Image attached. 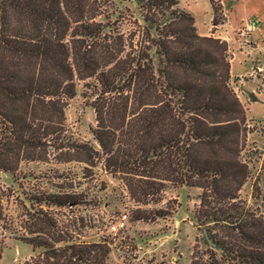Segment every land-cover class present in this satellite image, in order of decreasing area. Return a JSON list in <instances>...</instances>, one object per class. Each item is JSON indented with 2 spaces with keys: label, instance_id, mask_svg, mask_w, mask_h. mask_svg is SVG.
<instances>
[{
  "label": "trees",
  "instance_id": "1",
  "mask_svg": "<svg viewBox=\"0 0 264 264\" xmlns=\"http://www.w3.org/2000/svg\"><path fill=\"white\" fill-rule=\"evenodd\" d=\"M134 1L141 23L111 18L102 0H0V171L20 186L22 163L76 162L88 178L100 164L139 205L131 220L166 215L140 205L158 202L168 184L197 187L189 264H264V197L257 185L254 201L240 196L248 129L227 42L200 35L178 0ZM208 1L215 28L221 2ZM79 81L95 115L92 141L66 125ZM54 171L18 199L26 219L14 238L41 249L27 264H107L114 236L91 235L103 224L101 201Z\"/></svg>",
  "mask_w": 264,
  "mask_h": 264
},
{
  "label": "rangeland",
  "instance_id": "2",
  "mask_svg": "<svg viewBox=\"0 0 264 264\" xmlns=\"http://www.w3.org/2000/svg\"><path fill=\"white\" fill-rule=\"evenodd\" d=\"M178 1L181 8L194 16L198 33L227 42L233 73L229 84L245 108L248 129L242 156L249 164L250 175L240 196L254 201L252 192L257 185L264 197V0H220L222 23L215 28L208 0ZM102 2L107 4L105 8L111 18L120 13L125 24H130L134 18L142 22L134 0ZM251 19H257L256 30L240 36L239 29ZM84 90L83 81L77 82L76 95L65 109L66 125L73 137L92 141L95 115L88 105L89 98L83 95ZM57 168L66 176H75L84 192L101 201L99 214L103 224L97 232L93 229L91 235L94 239L114 236L107 264H189L195 237L199 234L193 218L199 188L168 184L158 202L140 205L141 208L164 209L166 215L152 221L131 220L132 211L139 205L129 198L121 179L105 172L100 164L94 168L92 178L83 177L82 165L76 162L59 166L52 162L22 163L18 172L20 186L10 173L0 171V203L4 214V220H0V264H27L30 257L41 251L32 250L30 245L14 238L23 231L26 219L18 199L21 190L31 188L33 183L47 184V178L55 175ZM97 206L93 211L98 213Z\"/></svg>",
  "mask_w": 264,
  "mask_h": 264
},
{
  "label": "built area",
  "instance_id": "3",
  "mask_svg": "<svg viewBox=\"0 0 264 264\" xmlns=\"http://www.w3.org/2000/svg\"><path fill=\"white\" fill-rule=\"evenodd\" d=\"M257 27V19H251L244 24L238 31L240 36H245L254 31Z\"/></svg>",
  "mask_w": 264,
  "mask_h": 264
},
{
  "label": "crops",
  "instance_id": "4",
  "mask_svg": "<svg viewBox=\"0 0 264 264\" xmlns=\"http://www.w3.org/2000/svg\"><path fill=\"white\" fill-rule=\"evenodd\" d=\"M196 26V25H195ZM257 28V27H256ZM256 30V29H255ZM253 32V31H252ZM200 35H206V33H199ZM230 63H231V61H230ZM233 75V73H232V71H231V67H230V76H232Z\"/></svg>",
  "mask_w": 264,
  "mask_h": 264
}]
</instances>
